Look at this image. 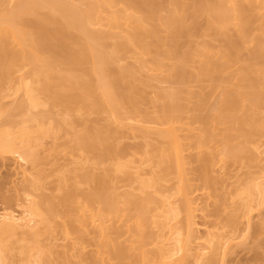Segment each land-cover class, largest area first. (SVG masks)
<instances>
[{"label":"bare ground","instance_id":"obj_1","mask_svg":"<svg viewBox=\"0 0 264 264\" xmlns=\"http://www.w3.org/2000/svg\"><path fill=\"white\" fill-rule=\"evenodd\" d=\"M49 140L67 160L50 171ZM3 173L0 264H229L255 249L264 0H0Z\"/></svg>","mask_w":264,"mask_h":264},{"label":"rangeland","instance_id":"obj_2","mask_svg":"<svg viewBox=\"0 0 264 264\" xmlns=\"http://www.w3.org/2000/svg\"><path fill=\"white\" fill-rule=\"evenodd\" d=\"M195 90L198 91L199 87H195ZM208 91V90H206ZM214 101V97L210 98V103L212 104ZM65 138H60L59 142L62 143L64 142ZM43 156L48 157V164L45 165L46 169L48 171H50L53 167L55 163H61V164H66V156H64V154L61 151H55L53 149V144L52 142L49 140L46 144V152H44L42 154ZM193 167H198L199 164L198 163H192ZM9 181V176L5 173L0 175V193H3V191L6 190L7 188V182ZM196 184H200V181H194ZM55 186V182H50L48 184L49 189L47 191H45V193L47 194H51L54 193L52 192L53 188ZM213 218V217H212ZM200 222H203V219H200ZM203 231V229H202ZM255 246L256 244H258L259 246L256 247L253 250H249L247 248L246 251H244L240 256L239 259L234 261V262H229V264H264V235H262L260 238H255ZM252 246V244H251ZM91 253V252H90Z\"/></svg>","mask_w":264,"mask_h":264}]
</instances>
